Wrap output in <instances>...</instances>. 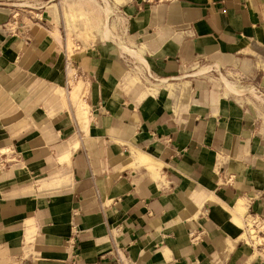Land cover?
Returning <instances> with one entry per match:
<instances>
[{"label": "crops", "instance_id": "1", "mask_svg": "<svg viewBox=\"0 0 264 264\" xmlns=\"http://www.w3.org/2000/svg\"><path fill=\"white\" fill-rule=\"evenodd\" d=\"M1 157L0 264H264V0H0Z\"/></svg>", "mask_w": 264, "mask_h": 264}, {"label": "built area", "instance_id": "2", "mask_svg": "<svg viewBox=\"0 0 264 264\" xmlns=\"http://www.w3.org/2000/svg\"><path fill=\"white\" fill-rule=\"evenodd\" d=\"M164 1H169V0H141V2L143 3H149V4H154L156 2H164ZM72 70H74V66L71 62V60H66V75H68L69 72H72ZM75 76L72 75V77L70 76L69 79L66 80V86L69 87L72 83V79L74 78ZM9 159L7 157H4V158H0V170L1 169H5L7 166H8V163H9ZM252 224V223H257L258 225L260 226H264V223L263 222H260L259 220H254L251 219L249 221V224ZM249 227V225H248ZM250 232V231H249ZM70 241H72L73 244H75V238L74 237H71L70 238ZM117 251V255H118V260L119 262L122 264L123 263V258L120 256V252L118 249H116Z\"/></svg>", "mask_w": 264, "mask_h": 264}, {"label": "rangeland", "instance_id": "3", "mask_svg": "<svg viewBox=\"0 0 264 264\" xmlns=\"http://www.w3.org/2000/svg\"><path fill=\"white\" fill-rule=\"evenodd\" d=\"M110 11L111 10L107 6L106 12L109 13ZM70 47H72V45H70ZM260 225L257 223H250L248 229L250 230L249 240L254 243L257 247L256 249L260 252L259 256L262 257L264 255V226L262 227Z\"/></svg>", "mask_w": 264, "mask_h": 264}]
</instances>
